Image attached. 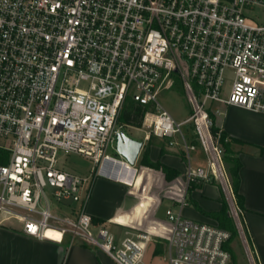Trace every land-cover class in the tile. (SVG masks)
Here are the masks:
<instances>
[{
    "label": "built area",
    "instance_id": "1",
    "mask_svg": "<svg viewBox=\"0 0 264 264\" xmlns=\"http://www.w3.org/2000/svg\"><path fill=\"white\" fill-rule=\"evenodd\" d=\"M172 73L190 106L181 121L157 99ZM128 98L144 108L146 138H168L189 160L196 149L183 131L189 125L205 155V166L188 164L183 188L168 186L164 195L182 208L191 182L217 181L249 264H260L211 104L264 112V0H0V227L18 222L26 235L55 240L45 235L51 230L116 264H146L152 237L165 240L168 264H232L229 230L171 207L165 219L149 224L144 215L129 225L86 211L98 169L115 161L108 149L116 150ZM71 153L95 164L89 175L63 168L61 157ZM116 179L133 185V177Z\"/></svg>",
    "mask_w": 264,
    "mask_h": 264
},
{
    "label": "crops",
    "instance_id": "2",
    "mask_svg": "<svg viewBox=\"0 0 264 264\" xmlns=\"http://www.w3.org/2000/svg\"><path fill=\"white\" fill-rule=\"evenodd\" d=\"M215 107L220 113L213 116L214 126L224 134V143L228 151L236 156L240 164L239 192L244 203L242 217L245 233L258 262L264 264V112L221 104ZM186 131L190 133L187 136L184 132L187 141L194 143L195 136L191 127L189 126ZM150 137L146 138L144 135L141 140L143 146L132 168L139 164L141 155L148 146L152 161L159 159L161 163L177 172L176 176L166 179L164 173L158 170L162 175L161 181L177 191L186 185L185 171L188 164L195 168L205 166V155L202 150L190 151L188 160L186 153L178 146L168 145V138L153 135ZM121 160L124 161L122 158H115V161L104 162L93 180L85 208L95 221L106 222L113 219L119 224L136 223L142 221L144 215L155 216L162 202L166 201L169 205L167 207L174 206L175 211H180L182 215L199 222L218 224L209 213L220 211H226L223 222H230L226 195L217 181L191 182L185 191L186 204L180 208L173 199L160 200L149 196L146 187L141 191L142 182L146 177L151 179L153 173L148 176L147 169L154 170L152 168L140 166L142 171H137L135 175L133 172L131 175L133 185L125 187L124 183L119 182L114 176V171L120 168ZM139 173L140 177L137 179ZM133 194L139 196L137 203H134L133 198L126 197V195L132 197ZM151 205L153 210L149 211ZM55 235L50 237L54 238ZM54 239H38L26 235L18 222L1 226L0 264H116L98 248L80 242L71 243L67 236L61 241Z\"/></svg>",
    "mask_w": 264,
    "mask_h": 264
},
{
    "label": "rangeland",
    "instance_id": "3",
    "mask_svg": "<svg viewBox=\"0 0 264 264\" xmlns=\"http://www.w3.org/2000/svg\"><path fill=\"white\" fill-rule=\"evenodd\" d=\"M171 79L173 82L172 85L167 88H162L157 95V99L160 102V104L172 115V117L176 121H181L189 116L190 106L186 99V95H185V91L182 86V79L180 75L178 73H172ZM129 103H131V101L128 98L125 100L123 107H125ZM215 106H217V104H214V103L211 104L212 108ZM118 123L122 125V131H124L126 135L132 138H135V139L143 140V137L146 133L145 129H141V128L139 129L138 127H135V126L130 127L124 124L123 111L121 113ZM188 127L189 125L183 126V131L185 132L187 136H189L190 134L188 131H186ZM193 141H194V144L196 145V149L201 151L199 143L196 141V139L195 140L193 139ZM108 153L116 159L120 158V156L116 153V150H114L113 148H109ZM61 161H62V166L65 170H68L70 172H73L79 175H84V176L89 175L92 168L95 166V164L90 159L83 157L81 155H78V154H73V153L62 156ZM140 166H141L140 164L138 163L136 164L135 168H137L138 172L142 171V167ZM150 174H151V179L146 177L144 181L142 182L141 191H144L146 187L147 193L149 194V196L158 198L160 200L168 199L164 195V190L167 188L168 184L163 183L164 181H161L162 179H160V176L162 177V175L158 173V170L147 169V175L149 176ZM139 177H140V173L138 174L137 179ZM124 186L128 188L131 185L129 186L127 184H124ZM126 197L127 199L133 198L134 203H137L139 200V196L135 194H133L132 197L129 195H126ZM167 206H169L167 205V202L163 201L162 204L160 205L159 210L156 212V215L154 216L152 214H149L145 216L144 221L150 224L154 222L155 219L156 220L165 219L166 218L165 209L167 208ZM170 207L176 210L174 206H170ZM149 208H150L149 211L153 210L152 205L151 207L149 206ZM123 225H129V224L125 223ZM109 227L114 231H119L121 229L120 227L111 225V224H109ZM230 247H231V250L234 254V257L237 263L249 264L247 256H246V252L244 250L242 241L240 239V236L237 230H236V235H234L233 238L230 240ZM145 262H147L148 264H168L167 254L165 252V240L163 238L152 237L151 241L148 243V249H147Z\"/></svg>",
    "mask_w": 264,
    "mask_h": 264
},
{
    "label": "trees",
    "instance_id": "4",
    "mask_svg": "<svg viewBox=\"0 0 264 264\" xmlns=\"http://www.w3.org/2000/svg\"><path fill=\"white\" fill-rule=\"evenodd\" d=\"M124 106V105H123ZM126 107V108H125ZM125 107H122L119 118L121 116V113L123 111V118H124V124L129 125V126H135V127H140L142 118H143V113H144V108L141 107L140 105L136 104L135 102L129 103ZM118 118V121H119ZM213 132H216L218 129L214 126H212ZM224 134L220 132V142L223 147V155H222V161L225 166L226 173L229 177L230 180V185H231V190L234 195L235 202L237 206H239L242 210L244 209V203H243V198L242 195L239 192V168L240 164L236 156H234L230 151L227 149L226 143H224ZM151 138V137H150ZM163 153V150H160V154ZM139 164L144 167H149L155 170H160L164 173V176L166 179H171L172 177L177 175V172L171 169L170 167L164 165L163 163L160 162V160L152 161L149 157V149L148 146L144 149ZM210 216H212L214 219L218 221V224L221 228L227 229L230 231L231 236L230 239L228 240L226 247L228 250L231 252V257H232V264H237L234 254L230 248V240L233 238L234 235H236V230L235 226L233 224V221L231 217L229 216V221L228 223L223 222V219L226 218V211H220V212H213L209 213ZM243 224V220H242ZM244 227V224H243ZM245 230V228H244Z\"/></svg>",
    "mask_w": 264,
    "mask_h": 264
},
{
    "label": "water",
    "instance_id": "5",
    "mask_svg": "<svg viewBox=\"0 0 264 264\" xmlns=\"http://www.w3.org/2000/svg\"><path fill=\"white\" fill-rule=\"evenodd\" d=\"M143 146L141 140L134 139L121 131L116 139V153L127 163L133 166L139 156V152ZM121 164V161L119 162ZM123 163V164H124Z\"/></svg>",
    "mask_w": 264,
    "mask_h": 264
},
{
    "label": "bare ground",
    "instance_id": "6",
    "mask_svg": "<svg viewBox=\"0 0 264 264\" xmlns=\"http://www.w3.org/2000/svg\"><path fill=\"white\" fill-rule=\"evenodd\" d=\"M133 172H134V170L132 169V167L124 166V164H120L119 173H118V171H114V173H115L114 176L116 177V176H118V174H120V175L123 174L126 177H130L131 178V175H132ZM46 233H51V235L57 234V233H55V232H53L51 230H47ZM47 236H49V235H47Z\"/></svg>",
    "mask_w": 264,
    "mask_h": 264
},
{
    "label": "snow or ice",
    "instance_id": "7",
    "mask_svg": "<svg viewBox=\"0 0 264 264\" xmlns=\"http://www.w3.org/2000/svg\"><path fill=\"white\" fill-rule=\"evenodd\" d=\"M29 229H30V231H33V232L35 231V228L31 225L29 226ZM45 235L51 236V233H45ZM54 238L59 239L60 235L57 233Z\"/></svg>",
    "mask_w": 264,
    "mask_h": 264
}]
</instances>
